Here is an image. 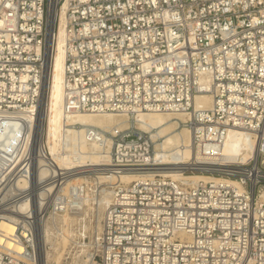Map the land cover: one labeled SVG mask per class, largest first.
<instances>
[{
  "label": "built area",
  "instance_id": "2783aa9c",
  "mask_svg": "<svg viewBox=\"0 0 264 264\" xmlns=\"http://www.w3.org/2000/svg\"><path fill=\"white\" fill-rule=\"evenodd\" d=\"M61 28L65 114L125 117L124 128L72 127L109 157L97 173L138 174L109 185L95 226L83 204L92 187L69 184L75 170L52 160L46 131L42 151L34 143ZM202 94L211 105L197 108ZM0 112L11 130L0 139V264H41L42 223L67 237L66 264H264V0H0ZM140 112L187 114L204 162L182 173L206 179L169 176ZM231 129L252 135L256 156L222 155ZM63 153L77 156L65 143Z\"/></svg>",
  "mask_w": 264,
  "mask_h": 264
},
{
  "label": "bare ground",
  "instance_id": "6f19581e",
  "mask_svg": "<svg viewBox=\"0 0 264 264\" xmlns=\"http://www.w3.org/2000/svg\"><path fill=\"white\" fill-rule=\"evenodd\" d=\"M62 37L63 28H61L60 40L54 56L53 71L52 73L47 71L41 92L40 103L37 107L33 134L34 143L37 144V146L40 147V151H42V138L46 131V142L51 151V158L56 161L62 169L78 170L86 167L101 166L103 163L107 165L109 157L105 156V159L102 158L99 146L97 144L89 145L82 140L81 131L83 128L76 129L72 126H96L109 130L116 125L122 127L127 125V119L118 120L115 118V114L112 113L103 115L88 113H75L72 115L65 114L63 110L65 52L63 49ZM210 105V95L202 94L196 97L197 108L209 107ZM23 117L30 120L31 115L24 113ZM187 117L188 116L185 113L140 112L134 120L141 126V129H160L154 137L162 136L164 137V141L159 144L158 151L155 155V161L157 163H166V165H172V163L178 165V167L171 168L172 170L169 171L170 177L174 179L188 178L193 181L204 180L206 177L201 174L185 175L182 173L184 169L192 168L194 166L196 167L204 162L203 158L197 153L196 148L194 147L193 133L187 128L179 131L181 121H186ZM10 131V129L1 128L0 139L6 138V135ZM63 143L67 144L71 150H74L77 156L72 158L68 153L59 155ZM221 152L227 159H236V157L242 155L243 159L248 160L253 156H256L257 149L255 141L249 132L241 129H231L225 139ZM100 161L102 163H100ZM43 175H45V173H41V177H43ZM137 176V173L123 172L120 176L113 178L107 175V173H97L96 179L98 180L97 184H99L97 186L100 188L102 186L101 182L106 184V187L100 191V198L96 199V204L98 206L97 211L100 213L110 205L113 195V191L111 190V187H109L110 184H113L117 179L131 181L136 179ZM87 177L88 176L85 175L84 172L73 173L72 176L69 177L68 182L70 185H76ZM92 200L94 201L95 197L88 195L83 201V204L88 205ZM21 206L22 209H25V207H27V202L22 203ZM64 218L66 219L68 217L65 216ZM1 228L6 234H11L14 231V227L7 223H3ZM39 232L40 263L59 264V262L51 263L50 254L47 249V251L45 250V246L50 244L49 234L45 235V224L42 223L40 225ZM66 233L67 232L64 229L63 234L65 235ZM55 239L58 241L59 237L55 236ZM51 248H53V246H51Z\"/></svg>",
  "mask_w": 264,
  "mask_h": 264
},
{
  "label": "rangeland",
  "instance_id": "374dc122",
  "mask_svg": "<svg viewBox=\"0 0 264 264\" xmlns=\"http://www.w3.org/2000/svg\"><path fill=\"white\" fill-rule=\"evenodd\" d=\"M115 118L116 119H118V120H125L126 118L125 117H121V116H117V115H115ZM188 118V117H187ZM45 124H46V122H45ZM137 124V126L141 129V126L138 124V123H136ZM125 126H127V125H125ZM125 126H123V127H125ZM121 128H123L122 126H120ZM181 128V129H180ZM184 128H186V127H184L183 125H182V121H181V124H180V126H179V131H182ZM143 129V128H142ZM143 130H145V131H147V133L149 134V136L151 137V139H153V141H154V146H155V151L157 152L158 151V147H159V144L160 143H162L163 141H164V137H162V136H155L154 137V135L160 130V129H157V130H148V129H143ZM47 141V140H46ZM100 163H102L101 161H100ZM180 166V165H179ZM174 167H178V165H174L173 163H172V165H170L169 166V168H174ZM100 168V166H94V167H86V168H82V169H78V170H71V171H74L75 173H77V172H84V174L85 175H87L88 177L87 178H85V180H82V181H80V182H78L77 184H79V183H86V184H88V186L89 187H92V189H93V192L92 193H90V195H91V197H95V200L93 201H90V207H94V222H93V225L95 226L96 225V222H97V217H98V206H97V201H96V199L97 198H100V192L99 191H101L104 187H106V184L105 183H102L101 182V184H102V186L99 188L97 185H99V184H97L98 183V180L96 179V175H97V172H96V170H98ZM90 171V172H89ZM74 173V174H75ZM89 174V175H88ZM193 174H197V173H192V174H187V175H193ZM92 175V176H91ZM92 177V178H91ZM90 181V182H89ZM96 185V186H95ZM94 187H96V192H95V190H94ZM98 187V188H97ZM98 193H99V195H98ZM92 203H95V205L93 206L92 205ZM89 207V209H90V211H91V209L92 208H90ZM104 211V210H103ZM103 211H101L99 214H101ZM89 214H90V212H89ZM86 215L84 214L83 215V217H85ZM68 219V220H67ZM63 221V220H62ZM72 221V219L71 218H64V221L63 222H65V227L67 226V225H69L70 224V222ZM86 227H88L89 226V223H90V220L88 219V218H86ZM64 225V224H63ZM50 226V228H52L53 226L50 224L49 225ZM82 227V226H81ZM64 228V227H63ZM69 233V231H67V234ZM50 236V235H49ZM56 236V235H55ZM55 236H50L49 238H50V244H49V246H50V249H47L48 250V252H49V254H50V257H51V263H55V262H59V264H66L65 263V254H66V249H67V246H68V244H69V241L68 240H66V238H65V240L64 241H60V240H58V241H56V239H55ZM53 244V245H52ZM51 246H53V248H51ZM46 250V251H47Z\"/></svg>",
  "mask_w": 264,
  "mask_h": 264
}]
</instances>
